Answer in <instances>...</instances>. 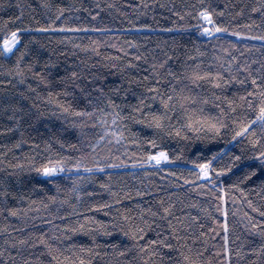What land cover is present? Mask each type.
Masks as SVG:
<instances>
[{
  "label": "trees",
  "instance_id": "obj_1",
  "mask_svg": "<svg viewBox=\"0 0 264 264\" xmlns=\"http://www.w3.org/2000/svg\"><path fill=\"white\" fill-rule=\"evenodd\" d=\"M262 3L0 0V30L12 17L9 27L24 30L22 42L33 53L23 64L33 62L34 56L38 63L33 71L44 69L41 75L50 81L45 83L25 68V82H20L19 76L11 74L15 57L0 59V264H70L81 258L91 264H177L183 260L181 252L196 264H264V253L252 251L264 245V238L253 231L249 219L257 223L264 217L248 204L251 201L264 210L259 173L241 183L236 168L205 179L197 167L226 144L231 153L254 160L260 145L250 142L251 133L232 140L233 129L238 130L232 121L254 118V111L239 106L236 112L228 111L223 100L204 105L206 116L220 117L228 125L214 140L208 138L210 133L190 129L185 130L187 138L185 132L169 136L168 131L185 122L178 105L169 113V129L149 127L135 111L145 97V112L163 111L148 89L158 85L159 95H171L174 77L170 72L183 78L197 68L247 80L246 84L233 81L223 89L202 82L197 91L210 100L213 92L237 100L245 92L259 93L251 79L264 76V40L259 38L264 36V11L253 8L259 9ZM201 8L211 10L216 23L229 30L211 36L202 33L206 23L200 17ZM73 71L79 79L71 77ZM176 83L179 89L188 81ZM109 98L118 107L108 105ZM254 103L258 106L259 96ZM216 104L225 108L227 116ZM79 111L93 115H76ZM116 113L119 118L113 125ZM106 128L113 131L105 135ZM115 130L123 134L119 143ZM256 135L260 136L258 126ZM100 136L105 139L99 140ZM162 149L170 160L159 165L139 163ZM49 159H64L65 170L51 177L38 172ZM230 159L225 155L214 166H224ZM78 162L81 167H71ZM97 163L105 165L103 171L95 168ZM233 183L238 187H231ZM164 207H169V214L163 213ZM137 228L144 229L140 240L131 235ZM41 239L44 243L38 242ZM153 240L173 247L152 244ZM81 245L92 249L91 253L82 251Z\"/></svg>",
  "mask_w": 264,
  "mask_h": 264
},
{
  "label": "snow or ice",
  "instance_id": "obj_2",
  "mask_svg": "<svg viewBox=\"0 0 264 264\" xmlns=\"http://www.w3.org/2000/svg\"><path fill=\"white\" fill-rule=\"evenodd\" d=\"M253 11H264V3L260 5V8H253ZM22 15V13H21ZM200 17L203 18L204 21L207 22L210 27L201 26V32L206 33L207 35L211 36L214 33H220V32H227L229 29L227 27H221L220 24L216 23V21L213 18V12L209 10L208 8H201L200 9ZM16 20H20V17H15ZM13 18L9 17V21L5 22L4 27L0 32H2V35H0V59L3 60H12L13 57H15L14 60V72H11L12 75H17L20 78V82H25V68L29 70V73L35 76H38L41 80H43L45 83H50L43 75H41V72L44 71V69H41L40 72H35L33 69L35 68V64L38 63L36 61L35 57L33 56V62H29L27 64H23L24 59L26 56H32L33 53L29 48V45L27 43L22 42V33L23 29L19 26L16 27H9V22L12 21ZM44 31H47L48 29H43ZM234 35L241 36L244 35V33L241 32H235ZM261 40H264V36L259 37ZM23 43V47H21ZM224 51H227V49H224ZM139 59V57H137ZM234 59V58H233ZM23 64V67H22ZM229 64H231V61H229ZM163 66V65H161ZM241 68H244L246 72H248V75L251 76V72L248 70V68L244 65L240 66ZM155 71V69H153ZM229 72H231V68H229ZM170 74L174 77V82L169 86V91L172 93L171 95H159L158 94V85H154L152 88L148 89V92L152 94V99H159L160 103L163 107V111H152L148 110L147 112L144 111L146 105H145V97L144 99H140L138 101V106L135 107V111L137 113H140L142 116V123H146L149 125V127H155L157 129H169L172 128L171 120L172 116L169 115V113H174L177 109V105L179 106L181 113L183 114L184 123H181L179 128H173L172 131H168V135H173V132L176 136L181 135V132H185V138H187V132L186 129H190L193 132L198 133H210L211 135L208 136L209 139H217L218 137L222 136L223 131L227 129L228 125L225 123L223 119L220 117H210L206 116L204 114V105H207L209 103H215L216 101H226L228 105V111L236 112L237 107H247L248 109H252L254 111V118L249 117L245 122H240L237 120H233V124L238 125V130L233 129V135L232 140L235 141L237 137H243L245 135H248L251 133L253 139L250 141L253 145H260L258 149L255 150V159L251 157H244L242 158L241 155H236L234 153H231L228 150L227 144L224 147H217L216 151H212L211 156L203 162H200L197 164V167L199 169V175L205 178H211L213 176V173L216 174L217 177L223 176L225 173H233V169L236 168L239 171V175L236 177L237 180H239L241 183L244 181L250 180L252 177L257 176L259 173L261 179V186L264 187V142H262V137H264V76L257 77L252 76L251 84L256 88L260 89V92L257 93L255 91L251 92H245L244 95H239V99L229 98L227 95L223 96H217L215 92L212 93V98H210L206 95H201V92L197 91L198 89L202 88V82L208 83L215 89H223L227 87L229 84H231L233 81H236L239 84H246L247 80H241L238 79L236 75H232L230 78H226L223 73L220 71L212 72V71H201L199 68L193 69L190 74L186 75L185 77L181 78L179 76H176L175 73ZM158 75V73H157ZM71 77L75 79H79V75L76 71L71 72ZM183 80H187L188 84H184L183 86L177 88L176 82H182ZM261 80V83H257V80ZM77 88H80V84L75 85ZM31 88L32 86L29 85ZM83 91V89H81ZM116 91H119V89H116ZM100 92H103V89H100ZM65 95H68L69 93L65 92ZM59 95V94H57ZM87 95V93H86ZM259 96V103L258 106L254 103L255 98ZM52 97V93H49V98ZM55 103H58L61 110L68 111V108L64 106V104L60 103L59 101H55ZM89 103H91V100H89ZM108 105L118 107L115 105V101L111 98L107 101ZM71 107V105H69ZM216 107L219 109L220 113H222L224 116H227V112L225 111V108L221 106V104H216ZM258 107V111H256V108ZM96 111V109H93V112ZM93 112L88 111H79L75 113L76 115H82V116H89L91 117L93 115ZM104 115H107V113H104ZM15 118V117H13ZM116 118H119V113L115 114V117L112 120L113 125L116 124ZM102 123L106 124V121H102ZM257 126L260 129V136L256 135L257 132ZM16 127H19V125H16ZM11 131V129H8ZM113 131L111 128L105 129V135H107L108 132ZM114 136L116 138V142L119 143L121 139H123V134L119 130L114 131ZM105 136H100L99 140H104ZM152 145L153 148L157 147V144L155 141H148ZM229 143H231L229 141ZM19 147V144L16 145ZM92 148H95L96 145H91ZM225 155H228L231 157V159L221 167H215L214 162L218 160H222ZM171 157L168 154V151L166 149H162L159 151H156L154 153H150L145 161L139 162V163H145V164H151L153 161L155 164L159 165L162 161H168ZM244 160L250 161L249 163L245 164ZM195 163V161L193 162ZM239 165V167H238ZM115 166V165H114ZM72 168H79L81 167V164L75 163L71 165ZM95 168L103 171L105 168V165L103 163H97L95 165ZM38 172L43 173L47 177H51L54 173L61 172L65 170V160L64 159H57L55 161L49 159L44 164H42L39 168L36 169ZM71 170L70 168L68 169ZM87 171L91 172L92 169H87ZM213 186H215L216 181L211 180L210 181ZM107 187V185H105ZM231 187L236 188L238 187V184L233 183ZM220 191H223V188L220 189ZM241 192L244 191L243 188L240 189ZM2 195L7 196V192L2 193ZM52 199H55L54 197ZM223 199V197H221ZM162 203V202H161ZM248 204L250 207L254 208L255 212H258L261 217H264V210H261V208L254 207L252 205L251 201H248ZM98 207H104V206H98ZM219 210V209H218ZM12 212V215H16V210H10ZM163 213L169 214V207H164L162 209ZM159 213H153V215H158ZM225 216H227V211L225 210ZM87 219V218H86ZM124 219H128V217H124ZM250 219V225L254 232H257L262 238H264V219L259 220L257 223H251V217ZM81 229H83V225H81ZM224 229L227 231L228 229V223L227 220L224 222ZM73 231H76V229H73ZM122 231V230H121ZM175 232V229L173 230ZM144 233L143 228H137L135 231L131 233V235L136 239L140 240L142 238V235ZM106 235H110V233H105ZM124 235H129L128 232H125ZM177 240L180 239L179 236L176 237ZM225 242H227L228 237L225 235L224 237ZM40 243H44V240L41 239L38 241ZM23 243V241L21 242ZM152 244H162L164 247L172 248L173 245L170 243H165L164 240H153L151 241ZM115 247V245H113ZM147 245H144V248H147ZM49 248L51 246L49 245ZM81 250L91 253L92 249L85 248L83 245H81ZM143 250V249H142ZM252 251H259L261 253H264V245H261L260 249H252ZM123 255V253H120ZM156 253L153 252L152 255H155ZM0 255H3V253H0ZM179 255L182 256L183 260L181 262H177V264H196V261L188 255H184L183 252L179 253ZM55 260L56 257H53ZM64 260L67 262L68 258L65 257ZM70 264H91L90 260H85L83 258L79 260L71 261Z\"/></svg>",
  "mask_w": 264,
  "mask_h": 264
},
{
  "label": "rangeland",
  "instance_id": "obj_3",
  "mask_svg": "<svg viewBox=\"0 0 264 264\" xmlns=\"http://www.w3.org/2000/svg\"><path fill=\"white\" fill-rule=\"evenodd\" d=\"M205 27H210V25H208L207 24V22H206V26ZM206 34V33H205ZM207 35V34H206ZM153 163H155L154 161H153ZM62 173V171L61 172H57V173H54L53 174V176H56V175H58V174H61ZM205 178V177H204ZM205 179H209V178H205Z\"/></svg>",
  "mask_w": 264,
  "mask_h": 264
},
{
  "label": "bare ground",
  "instance_id": "obj_4",
  "mask_svg": "<svg viewBox=\"0 0 264 264\" xmlns=\"http://www.w3.org/2000/svg\"><path fill=\"white\" fill-rule=\"evenodd\" d=\"M205 23H206V21H205ZM155 164V163H154ZM44 175V174H43ZM45 176V175H44Z\"/></svg>",
  "mask_w": 264,
  "mask_h": 264
}]
</instances>
